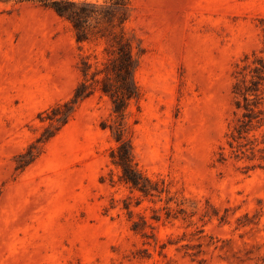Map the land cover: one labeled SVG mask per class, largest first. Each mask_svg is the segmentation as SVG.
Masks as SVG:
<instances>
[{
    "label": "rangeland",
    "instance_id": "obj_1",
    "mask_svg": "<svg viewBox=\"0 0 264 264\" xmlns=\"http://www.w3.org/2000/svg\"><path fill=\"white\" fill-rule=\"evenodd\" d=\"M50 1L0 0V264H264V82L252 111L233 88L264 64V0H128L80 42Z\"/></svg>",
    "mask_w": 264,
    "mask_h": 264
},
{
    "label": "trees",
    "instance_id": "obj_2",
    "mask_svg": "<svg viewBox=\"0 0 264 264\" xmlns=\"http://www.w3.org/2000/svg\"><path fill=\"white\" fill-rule=\"evenodd\" d=\"M48 4L58 14L66 17L71 22L75 38L79 42L88 39L91 30V21L99 23L104 19V21L110 24L116 19L118 24H122L127 18V14L124 12L123 8H126L128 0H104V4L85 0H51ZM101 36H103V34H101ZM114 37L117 43L116 49H114L115 57L113 61L116 64L114 70H116L115 75L118 78L119 85L116 86L115 89L103 85L102 90L111 97L112 111L119 116H123L125 109L124 99H129L137 95V89L132 79V73L136 66V58L132 52L131 42L124 37L122 32L119 37ZM253 71V76L257 79L250 80L251 85L246 84L245 75H242L240 79L235 81L233 86L234 92L243 97L245 100V107L250 111L253 109L248 103L249 98L247 95L251 92L254 93L256 103H259L258 100L263 97L261 95L262 92H258V86L260 83L264 82V64ZM85 87V82L82 81L74 89L73 95L69 101L52 109V114L49 118L65 123L78 101L89 94V91H85ZM61 106L63 108H60ZM50 135L51 134H48L44 138H48ZM119 149L121 150H119L118 153V162L123 168L124 180L130 182L134 186H138L139 180L132 175L133 170L129 165V150L124 149L123 146H120ZM27 154L28 157H31L32 151L30 150ZM138 188L144 192L147 190L146 185H140Z\"/></svg>",
    "mask_w": 264,
    "mask_h": 264
},
{
    "label": "bare ground",
    "instance_id": "obj_3",
    "mask_svg": "<svg viewBox=\"0 0 264 264\" xmlns=\"http://www.w3.org/2000/svg\"><path fill=\"white\" fill-rule=\"evenodd\" d=\"M200 20H201V19H200ZM200 20H199V22H201V21H202V20H201V21H200Z\"/></svg>",
    "mask_w": 264,
    "mask_h": 264
}]
</instances>
